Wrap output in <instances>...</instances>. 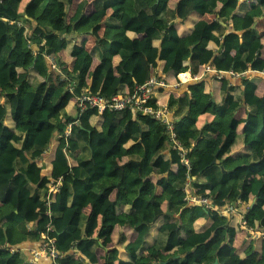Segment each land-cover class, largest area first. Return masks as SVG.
<instances>
[{
    "label": "trees",
    "instance_id": "16d2710c",
    "mask_svg": "<svg viewBox=\"0 0 264 264\" xmlns=\"http://www.w3.org/2000/svg\"><path fill=\"white\" fill-rule=\"evenodd\" d=\"M255 1L249 6L247 0H227L220 7L219 0H180L174 8L170 0H0V264H31L11 247L41 244L44 233L63 254L58 264H89L101 250V238L115 229L117 247L106 253L104 264H264V249L250 246L245 259L237 255L235 240L242 231L237 216L231 221L222 216L181 239L185 224L207 218L208 210L198 204L186 208V172L164 124L127 112L81 114L75 100L76 108L68 110L73 97L87 90L110 99L134 91L153 73L177 83L180 74H200L215 58L236 73L264 70L262 40L233 16L238 8L248 13L264 4ZM90 6L97 23L87 13ZM212 14L215 20L199 21L189 34H180L178 19ZM231 19L236 32L227 34L224 24ZM89 37L95 39L91 51ZM63 52L73 59L71 67ZM95 59L100 64L93 69ZM222 81L216 112H209L212 96L204 82L188 93H171L168 109L179 140L190 150L192 171L203 155L217 161L202 170L207 183L199 184L206 190L201 197L221 211L241 201L247 226L264 234V157L258 153L264 144V99L249 81L241 92ZM161 91H153L148 104L159 107ZM14 99L22 104L20 113ZM243 105L250 112L240 120L236 113ZM207 113L212 121L199 129ZM10 115L13 128L6 124ZM77 119L80 125L67 139L58 137ZM46 152L47 165L41 162ZM230 157L235 164L228 166ZM60 178L58 193H51V181ZM52 206L57 210L50 212ZM48 212L51 231L46 225L28 227ZM126 228L136 233L133 242ZM75 246L77 252L67 253Z\"/></svg>",
    "mask_w": 264,
    "mask_h": 264
},
{
    "label": "crops",
    "instance_id": "0c3cea01",
    "mask_svg": "<svg viewBox=\"0 0 264 264\" xmlns=\"http://www.w3.org/2000/svg\"><path fill=\"white\" fill-rule=\"evenodd\" d=\"M89 2H92L94 0H88ZM180 0H170V5L173 6L174 8H176L178 2ZM227 0H219V5L220 7L226 2ZM249 6L252 4H255L256 1L255 0H247L246 2ZM239 8L235 11V13L233 14V16L235 14L238 15V17L242 18V24L241 27L243 30L247 29V28H251L254 30V34L259 37L263 44H264V4L258 6L257 8L253 9L252 11L246 13V12H241L238 11ZM87 13L92 17L93 21L95 23L99 22L100 19L97 17L96 15V11L94 9V7L90 6L87 10ZM109 14H111V11H109ZM216 19V16L214 14L212 15H206L204 17H200L197 15H193L191 16V18H189L188 20H181L180 22H178V20L176 21L179 27V32L181 35H187L192 31L193 26L199 22V21H207V22H211L213 20ZM225 26H227V34H231L236 32V27H235V23L233 21V19H231L229 25L224 24ZM238 33H241V31H239ZM95 45V39L93 37H89L87 39V44H86V48L88 51H91L92 48ZM155 45L159 48L160 44L158 42L155 43ZM155 48L154 52H153V64H152V68L153 69H157V67H159L158 63V55H159V49ZM215 52H219V49L215 48L214 49ZM61 57L63 61H65L67 63V65L69 67L72 66L73 63V59L70 58L67 53L65 54L64 52L61 53ZM260 58L262 60H264V47L263 50L260 54ZM99 60L95 59L94 63H93V69H95L98 65H99ZM155 65L157 67H155ZM210 68L211 71H208L207 68ZM246 69V67H244V70ZM264 70H246V71H242L241 73H236L233 71H230L225 64H223L222 62L220 63L218 58H215L213 60L212 63L208 64V65H204L203 66V71L200 74L197 75H192L191 72H186V73H182L179 75V81L177 83H173L171 82L170 84L168 83V87L165 89H161L162 91L158 94V106L164 111L167 112V118L174 122V115L169 111L168 109V104L170 101V96L172 95L171 93L175 94H182V93H188L191 91V87L200 84L202 82H204L206 84V88L208 89V91L210 92V95L212 96L211 99V104H210V110L209 112H216V108L221 104L222 102V90H223V78H226L227 80H229V82L231 84H234L237 88L238 92H241L243 88H240L242 86V83L244 81H249L253 84H255L257 86L256 89V94L264 99ZM155 72V71H154ZM56 74V72L54 73ZM57 75V74H56ZM184 76H188L189 80L188 81H182L181 78L183 79ZM0 102H4V100L1 98ZM13 107L17 108V111L20 113L21 109H22V104L20 102H18L17 100H13ZM74 107L76 108V106L74 105V99L71 101L70 105L68 106V110H74ZM250 112V108L247 105H243L239 111H237L236 113V117L240 120L246 119L248 117V113ZM213 118V115L211 113H207L205 115H202L201 118L198 121V128L202 129L206 124L211 123ZM6 124L13 128L14 127V120H13V115H10L7 120H6ZM243 127L244 125H241L238 128V134L241 135L243 132ZM236 153V152H235ZM259 156L260 157H264V144L259 148L258 150ZM37 154V153H36ZM234 154V153H233ZM44 158L43 160H41V162H43L45 165L48 164V158L50 156V152H46L45 155L43 154ZM214 161H216V159L211 156V155H203L200 158L199 164L197 168L193 169L192 172V178H193V182L191 184V187L187 190H185V202H186V208H192V206H195V204H193L191 202V200H189L190 198L196 196V197H201L202 194L206 193L205 188L199 186V184H204L207 183V178L204 175H201L202 170L205 169L207 166H209L210 164H214ZM217 163V161L215 162ZM228 166H231L233 164H235L234 158L230 157L227 160ZM46 176H49L51 173L48 171V169L46 168ZM51 180V178H49ZM93 197H95L96 195H92ZM210 199V198H209ZM237 205V213L234 216H230V221L231 218L234 217H238V221L240 223V228L242 229V231L238 234L236 240H235V246L237 248V255L239 256L240 259H245L246 258V254H247V250L249 249L250 246H253V248L255 250H263L264 249V234L262 232H260L258 230V228H251V227H244L243 226V219L242 217H244V215L246 214L247 210L245 205H243L241 203V201H239V203H236ZM235 205V206H236ZM57 207L56 206H52L50 209V212L56 211ZM48 212L45 216L42 217L41 220H38L36 222H31L29 223L28 227L34 228L36 225H46L47 227H49L50 225V221H51V213ZM222 216H227V214H225L224 212H222L220 209L217 210H208V217L207 218H201L198 220H195L193 222L188 221L185 226L184 229L182 230L181 233V239L186 241V239L188 238V236L192 233H197V232H201L206 230L213 222H219L220 218ZM125 234L127 237V241L128 242H133L137 235L136 233L129 228L125 229ZM98 238V237H96ZM118 238H119V232L117 229H115V231L113 232L112 235L109 236H104L101 238L100 241V252L98 253V256H96L93 259L89 260V264H104L105 263V255L106 253H108L110 251V249L116 248L117 247V243H118ZM188 243H185V246H187ZM16 247V246H14ZM41 247L40 243H29V242H24L21 243L19 246H17V249H20L26 260L30 263L34 260V253L36 251H38ZM77 246H75L74 248H70L67 253H74L77 252ZM194 249H192L190 251L191 254H193ZM38 264H54L52 259L48 256H43L41 258L38 259ZM115 264H120L119 261L115 262Z\"/></svg>",
    "mask_w": 264,
    "mask_h": 264
},
{
    "label": "built area",
    "instance_id": "2783aa9c",
    "mask_svg": "<svg viewBox=\"0 0 264 264\" xmlns=\"http://www.w3.org/2000/svg\"><path fill=\"white\" fill-rule=\"evenodd\" d=\"M2 1V0H1ZM51 61V70L53 73H57V68L55 66L54 60L52 57H49ZM208 71L211 69L208 67ZM264 72V71H263ZM63 77V76H62ZM61 77V78H62ZM181 80L188 81L189 77L184 76ZM180 82V81H179ZM169 85L163 81L158 80L157 74L153 73L152 76L141 86H138L134 89V91H129L126 94L116 95L110 99L105 98L100 95L92 94L90 91L87 90L86 93L79 97H73L76 101L78 107L80 108V113L84 114L86 112H90L93 110L98 111V113H104L106 111L110 112H127L133 114H140L143 117L149 120H156L161 122L166 126L167 134L169 136V141L172 145V148L177 151L180 159L181 164L183 165L182 171L186 172V185L185 190L191 187L193 182L192 178V163L189 158L190 150L185 148L181 141L179 140L178 133L175 129L174 122L170 121L167 118V112H164L160 107H155L153 105L148 104L151 94L156 89H165ZM70 93H73V88L70 87L68 90ZM80 125V119H77L74 122H71L64 133L60 136H65L67 139L71 133L73 132V128ZM62 178H60L57 182L51 181L52 188L50 190L51 193H58L59 187L61 184ZM189 200L193 204L202 205L207 210H217L218 207L212 204L211 199L206 197H192ZM239 203V201L237 202ZM51 203H49L50 206ZM236 205V204H235ZM228 205L225 207V210H222L227 215L234 216L237 213V205ZM243 219V226L247 227L246 220L244 217ZM51 225L48 227V231H51ZM43 241L41 243V247L38 251L34 253V260L30 262L31 264H38V259L43 256H48L52 259L54 264H58V261L63 257L62 252L57 248L56 241L54 238H50L47 233L42 234ZM13 251H15L16 247H11Z\"/></svg>",
    "mask_w": 264,
    "mask_h": 264
},
{
    "label": "water",
    "instance_id": "95a60500",
    "mask_svg": "<svg viewBox=\"0 0 264 264\" xmlns=\"http://www.w3.org/2000/svg\"><path fill=\"white\" fill-rule=\"evenodd\" d=\"M181 21V19H178V22H180ZM216 161H214V163H215ZM17 248V247H16ZM215 264H218V262L216 261V263Z\"/></svg>",
    "mask_w": 264,
    "mask_h": 264
},
{
    "label": "rangeland",
    "instance_id": "374dc122",
    "mask_svg": "<svg viewBox=\"0 0 264 264\" xmlns=\"http://www.w3.org/2000/svg\"><path fill=\"white\" fill-rule=\"evenodd\" d=\"M197 126H198V124H197Z\"/></svg>",
    "mask_w": 264,
    "mask_h": 264
}]
</instances>
